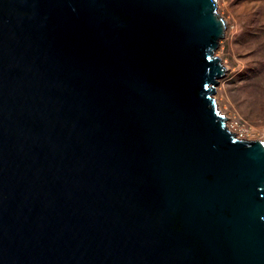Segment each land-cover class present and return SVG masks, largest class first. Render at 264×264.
I'll return each instance as SVG.
<instances>
[{"label": "water", "instance_id": "water-1", "mask_svg": "<svg viewBox=\"0 0 264 264\" xmlns=\"http://www.w3.org/2000/svg\"><path fill=\"white\" fill-rule=\"evenodd\" d=\"M225 30L217 0H0V264H264Z\"/></svg>", "mask_w": 264, "mask_h": 264}, {"label": "rangeland", "instance_id": "rangeland-1", "mask_svg": "<svg viewBox=\"0 0 264 264\" xmlns=\"http://www.w3.org/2000/svg\"><path fill=\"white\" fill-rule=\"evenodd\" d=\"M217 9L226 30L214 54L225 73L212 96L232 132L264 140V0H217Z\"/></svg>", "mask_w": 264, "mask_h": 264}, {"label": "built area", "instance_id": "built-area-1", "mask_svg": "<svg viewBox=\"0 0 264 264\" xmlns=\"http://www.w3.org/2000/svg\"><path fill=\"white\" fill-rule=\"evenodd\" d=\"M227 125H228V124H227ZM228 127L231 128L230 125H228ZM230 130H232V129H230ZM234 132H235V134H236L238 137L245 138V136L243 135V133H242L241 131H234Z\"/></svg>", "mask_w": 264, "mask_h": 264}]
</instances>
